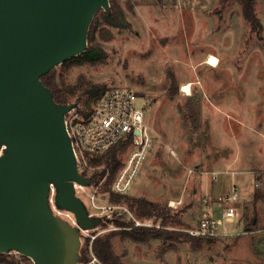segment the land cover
<instances>
[{
    "label": "rangeland",
    "instance_id": "rangeland-1",
    "mask_svg": "<svg viewBox=\"0 0 264 264\" xmlns=\"http://www.w3.org/2000/svg\"><path fill=\"white\" fill-rule=\"evenodd\" d=\"M118 2L131 27L105 25L97 34L106 60L55 66L61 85L75 87L69 104L85 109L88 81L132 87L145 110L151 146L126 194L165 206L172 216L166 228L192 235L202 198L229 191L232 177L242 197L244 228L199 247L182 237L135 241L115 234L114 252L126 264H264V29L251 30L239 0ZM256 11L264 27V0H256ZM211 54L217 66L206 63ZM185 82L193 83L188 94ZM4 150L2 144L0 153ZM132 150L130 144L121 153L123 162ZM103 167L88 164L85 176ZM106 179L76 188L97 219L93 227L80 228L81 246L95 233L119 229L116 221L162 227L160 219L138 218L126 203L112 202ZM256 194L257 222L247 228ZM4 252L20 264H35L25 254ZM95 257L78 262L102 264Z\"/></svg>",
    "mask_w": 264,
    "mask_h": 264
},
{
    "label": "water",
    "instance_id": "water-1",
    "mask_svg": "<svg viewBox=\"0 0 264 264\" xmlns=\"http://www.w3.org/2000/svg\"><path fill=\"white\" fill-rule=\"evenodd\" d=\"M110 0H0V252L32 256L35 264H79V229L55 215L57 203L93 227L76 185L80 173L64 113L41 75L82 53L90 23ZM31 258V257H30Z\"/></svg>",
    "mask_w": 264,
    "mask_h": 264
},
{
    "label": "built area",
    "instance_id": "built-area-1",
    "mask_svg": "<svg viewBox=\"0 0 264 264\" xmlns=\"http://www.w3.org/2000/svg\"><path fill=\"white\" fill-rule=\"evenodd\" d=\"M137 101L138 94L132 87L116 85L109 87L89 108L78 110L73 106L65 116L80 173L85 172L89 155L101 154L132 134L133 150L112 184V189L118 193L130 190L151 146L145 110L138 106ZM57 192V185L51 181L48 203L52 212L80 230L74 212L57 203ZM242 207L239 188L234 181L228 192L207 194L202 198L198 224L189 232L214 238L237 234L244 228ZM80 264H92V261Z\"/></svg>",
    "mask_w": 264,
    "mask_h": 264
},
{
    "label": "trees",
    "instance_id": "trees-1",
    "mask_svg": "<svg viewBox=\"0 0 264 264\" xmlns=\"http://www.w3.org/2000/svg\"><path fill=\"white\" fill-rule=\"evenodd\" d=\"M162 1V0H159ZM229 0H222L223 3ZM241 4L242 14L245 20L250 25L253 32L260 33L264 29L263 23L256 11V0H239ZM105 25L117 27L121 29L131 27V22L128 21L125 11L118 0H110L108 10L100 8L94 15L88 32V43L85 50L73 56L62 63V66L69 68L73 65H81L84 63L104 62L107 58V52L97 40V34L105 31ZM41 80L47 86L57 103H70L69 96L75 93V87L62 86L59 80V74L55 67H52L48 72L41 75ZM104 83L86 82L84 85L85 107L89 108L94 101L100 98L108 89ZM132 144V134L126 139L117 142L108 148L105 152L98 155H89V164L103 163V169L93 172L89 179L91 184L97 183L98 177L106 176V189L110 193V200L115 203H126L132 211L135 212L138 218H151L161 220L162 227L134 225L133 222L116 221L119 227L117 230L100 235L95 233V237H87L85 242L79 249V261L87 262L91 259V255L97 257L102 264H126L120 260V257L114 252L112 237L115 234H120L123 237L131 238L135 241H148L152 238L175 239L184 238L188 240L192 246L199 247L203 242L210 241L214 237H202L182 233L173 232L166 228L172 220L169 210L160 203H153L146 198L132 197L126 193L115 192L111 185L118 171L123 166L122 158L120 157L127 147ZM87 175L86 172H82ZM260 195L256 194L253 203V213L247 219V228L254 227L258 218L257 201ZM246 218V216H245ZM165 226V227H164ZM0 264H20L16 255L0 252Z\"/></svg>",
    "mask_w": 264,
    "mask_h": 264
},
{
    "label": "bare ground",
    "instance_id": "bare-ground-1",
    "mask_svg": "<svg viewBox=\"0 0 264 264\" xmlns=\"http://www.w3.org/2000/svg\"><path fill=\"white\" fill-rule=\"evenodd\" d=\"M206 63L212 65V66H217L219 64V60H218V57L211 54L208 58V60L206 61ZM192 82H185V84H183V88L182 90L184 92H186L187 94L191 92V88H192ZM32 259L33 257L30 256Z\"/></svg>",
    "mask_w": 264,
    "mask_h": 264
},
{
    "label": "crops",
    "instance_id": "crops-1",
    "mask_svg": "<svg viewBox=\"0 0 264 264\" xmlns=\"http://www.w3.org/2000/svg\"><path fill=\"white\" fill-rule=\"evenodd\" d=\"M232 179H234V178L229 177V178H228V181H232V182H233L234 180H232ZM225 180H226V179H225ZM235 180H236V177H235ZM232 182H231V183H232ZM226 192H228V191H227V190H221V191H219L218 193H226ZM240 198H242L241 195H240Z\"/></svg>",
    "mask_w": 264,
    "mask_h": 264
}]
</instances>
